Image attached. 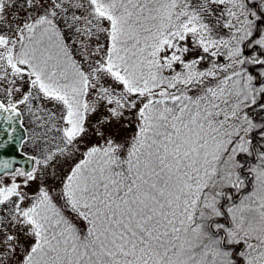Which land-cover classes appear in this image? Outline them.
I'll use <instances>...</instances> for the list:
<instances>
[{"label": "snow or ice", "instance_id": "6c2138e0", "mask_svg": "<svg viewBox=\"0 0 264 264\" xmlns=\"http://www.w3.org/2000/svg\"><path fill=\"white\" fill-rule=\"evenodd\" d=\"M0 96L58 133L30 169L0 156L14 264H264V0H0ZM125 112L130 138L101 130Z\"/></svg>", "mask_w": 264, "mask_h": 264}, {"label": "rangeland", "instance_id": "374dc122", "mask_svg": "<svg viewBox=\"0 0 264 264\" xmlns=\"http://www.w3.org/2000/svg\"><path fill=\"white\" fill-rule=\"evenodd\" d=\"M70 40V38H69ZM27 90L26 88L24 89ZM0 101H4V98L0 96ZM45 107L44 103H34L33 109L30 112L24 105H18V110L22 116V123L26 130L27 137L26 141L22 145V151L30 156H33L37 159H41L43 153L46 149H53L55 141L52 139L58 135L55 130L49 131L51 124L46 122L47 114L43 111H40L41 108ZM51 107V105H47ZM106 109L102 106L98 111L88 117L86 126L88 128L87 133L84 135L81 143V151L85 150L86 146H91L97 143H103L101 138L96 134V128L94 125L103 118L108 116ZM101 130L105 134L113 135L117 140H124L130 138L136 128H135V116L134 113L125 112L124 117L119 121L111 119L110 123H105L100 126ZM80 153H76L72 159L65 161L63 158H58L59 162L56 163L54 168L48 169V175L46 178V183L49 186H59L60 177L66 174L70 170V167L79 159ZM55 173V176H53ZM4 181H10L11 177L8 175L3 176ZM40 182L39 180L32 182L30 192H35L38 189ZM6 213L5 209H0V215ZM19 225H13L10 221L6 223H0V259L2 264L10 263L14 261L9 256H5L6 247L3 243L6 235H16L18 239L25 243L27 242L26 238L23 236V233L18 232ZM0 261V262H1Z\"/></svg>", "mask_w": 264, "mask_h": 264}, {"label": "water", "instance_id": "95a60500", "mask_svg": "<svg viewBox=\"0 0 264 264\" xmlns=\"http://www.w3.org/2000/svg\"><path fill=\"white\" fill-rule=\"evenodd\" d=\"M3 115V113H0V116ZM5 129L7 131H5ZM9 133H11V138H9ZM9 139L10 143H8L7 147L0 149V156L5 158H14L17 163L13 165V169L17 167L30 169L33 164V162L27 160V157L30 155L25 154L21 150L22 144L26 139V130L22 124L21 113L19 116L13 117L12 124H8L3 119H0V141H9Z\"/></svg>", "mask_w": 264, "mask_h": 264}, {"label": "trees", "instance_id": "16d2710c", "mask_svg": "<svg viewBox=\"0 0 264 264\" xmlns=\"http://www.w3.org/2000/svg\"><path fill=\"white\" fill-rule=\"evenodd\" d=\"M0 261H1V259H0ZM0 264H2V261L0 262ZM7 264H10V263H7ZM11 264H14V261H11Z\"/></svg>", "mask_w": 264, "mask_h": 264}]
</instances>
